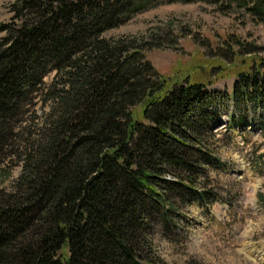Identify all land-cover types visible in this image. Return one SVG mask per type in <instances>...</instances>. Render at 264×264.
Instances as JSON below:
<instances>
[{
  "label": "trees",
  "instance_id": "1",
  "mask_svg": "<svg viewBox=\"0 0 264 264\" xmlns=\"http://www.w3.org/2000/svg\"><path fill=\"white\" fill-rule=\"evenodd\" d=\"M153 1L15 0L0 23V167L21 166L0 264H164L154 223L219 200L208 85L163 77L154 34L103 36ZM234 1L264 22V0ZM237 77L232 98L264 107V63Z\"/></svg>",
  "mask_w": 264,
  "mask_h": 264
},
{
  "label": "rangeland",
  "instance_id": "2",
  "mask_svg": "<svg viewBox=\"0 0 264 264\" xmlns=\"http://www.w3.org/2000/svg\"><path fill=\"white\" fill-rule=\"evenodd\" d=\"M14 2L0 0V23L9 22ZM244 9L234 0H154L125 24L103 34L105 38L154 34L163 45L145 52L153 67L173 82L186 79L207 84L206 91L214 99L206 110L216 117L214 153L222 167L210 168L206 183L219 200L191 206L184 202L179 205L180 217L154 223L150 238L164 264L161 257L172 248L180 264H201L192 251L202 240L209 242L217 261L222 259L241 230L243 185L264 176V107L232 98L237 73L264 63V22ZM40 105L39 100L37 108ZM20 171L21 166L13 161L3 164L0 188L10 189ZM247 200L252 212L264 213V194L258 203L251 196ZM251 255L264 264V246L257 244Z\"/></svg>",
  "mask_w": 264,
  "mask_h": 264
},
{
  "label": "clouds",
  "instance_id": "3",
  "mask_svg": "<svg viewBox=\"0 0 264 264\" xmlns=\"http://www.w3.org/2000/svg\"><path fill=\"white\" fill-rule=\"evenodd\" d=\"M241 209L244 211V219L240 225V232L233 237V243L222 259L217 261L212 256L214 249L209 247V242L200 241L193 247L192 254L196 255L201 264H258L251 252L257 244L264 246V213L252 212L248 204L249 196L256 198L264 194V176L253 177L245 182L242 189ZM209 256L212 259L209 260ZM161 259L165 264H180L175 249H169Z\"/></svg>",
  "mask_w": 264,
  "mask_h": 264
}]
</instances>
